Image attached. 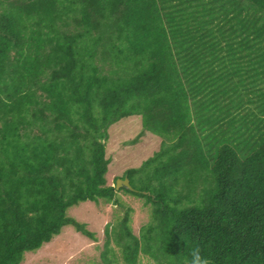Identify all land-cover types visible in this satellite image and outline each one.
Masks as SVG:
<instances>
[{
    "label": "trees",
    "instance_id": "obj_1",
    "mask_svg": "<svg viewBox=\"0 0 264 264\" xmlns=\"http://www.w3.org/2000/svg\"><path fill=\"white\" fill-rule=\"evenodd\" d=\"M135 114L130 141L160 146L116 189L108 129ZM120 190L150 206L139 234L129 207L115 224L127 264H185L196 245L264 264V0H0V264L67 224L94 239L67 209Z\"/></svg>",
    "mask_w": 264,
    "mask_h": 264
},
{
    "label": "rangeland",
    "instance_id": "obj_2",
    "mask_svg": "<svg viewBox=\"0 0 264 264\" xmlns=\"http://www.w3.org/2000/svg\"><path fill=\"white\" fill-rule=\"evenodd\" d=\"M235 95V91H228L229 106L247 104V97ZM220 100H222L220 98ZM142 131L140 115H130L113 123L108 129L106 138V157L110 158L107 172V182L110 185L125 178V171L130 167L140 166L148 157L158 150L161 138L149 131H145L136 141H130ZM121 187V186H120ZM119 203H99L86 200L70 206L66 214L75 220L85 223L86 228L94 233L91 239L76 228L67 224L61 232L44 243L37 250L26 251L20 264H106L103 257L109 258L112 264H127L122 257L121 247L115 240L114 229L117 220L122 217L124 208L131 209L130 226L134 234H139L142 226L150 219L149 204L143 198L136 197L124 190L117 192ZM108 229L109 234H106ZM107 238H109L106 245ZM135 264H156L152 258L144 253L139 254Z\"/></svg>",
    "mask_w": 264,
    "mask_h": 264
},
{
    "label": "clouds",
    "instance_id": "obj_3",
    "mask_svg": "<svg viewBox=\"0 0 264 264\" xmlns=\"http://www.w3.org/2000/svg\"><path fill=\"white\" fill-rule=\"evenodd\" d=\"M188 255L189 259L185 264H212L211 258L203 253L199 245L192 247Z\"/></svg>",
    "mask_w": 264,
    "mask_h": 264
},
{
    "label": "water",
    "instance_id": "obj_4",
    "mask_svg": "<svg viewBox=\"0 0 264 264\" xmlns=\"http://www.w3.org/2000/svg\"><path fill=\"white\" fill-rule=\"evenodd\" d=\"M120 186H126V187H131L130 183H129V179L127 177L123 178V179H119L116 184L115 187L116 189H118Z\"/></svg>",
    "mask_w": 264,
    "mask_h": 264
}]
</instances>
